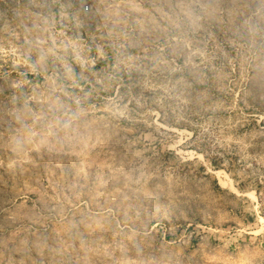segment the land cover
<instances>
[{"label":"rangeland","instance_id":"374dc122","mask_svg":"<svg viewBox=\"0 0 264 264\" xmlns=\"http://www.w3.org/2000/svg\"><path fill=\"white\" fill-rule=\"evenodd\" d=\"M0 264H264V0H0Z\"/></svg>","mask_w":264,"mask_h":264}]
</instances>
